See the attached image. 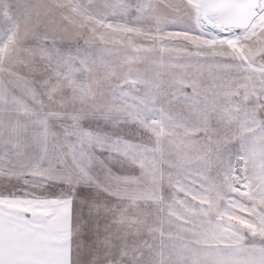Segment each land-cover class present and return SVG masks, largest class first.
Masks as SVG:
<instances>
[{
    "label": "snow or ice",
    "instance_id": "6c2138e0",
    "mask_svg": "<svg viewBox=\"0 0 264 264\" xmlns=\"http://www.w3.org/2000/svg\"><path fill=\"white\" fill-rule=\"evenodd\" d=\"M0 264H264V0H0Z\"/></svg>",
    "mask_w": 264,
    "mask_h": 264
}]
</instances>
